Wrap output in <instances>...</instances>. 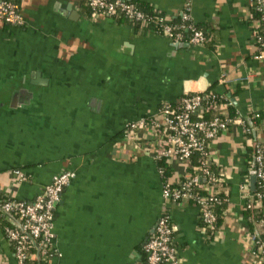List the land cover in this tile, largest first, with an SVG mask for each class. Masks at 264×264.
<instances>
[{
  "label": "crops",
  "instance_id": "0c3cea01",
  "mask_svg": "<svg viewBox=\"0 0 264 264\" xmlns=\"http://www.w3.org/2000/svg\"><path fill=\"white\" fill-rule=\"evenodd\" d=\"M140 1L175 17L186 0ZM250 3L190 0V16L215 27L214 50L92 17L82 0H20L23 24L0 20V189L31 199L53 173L74 172L55 208L57 264H134L163 210L182 264H254L242 214L241 186L251 188L242 126L212 141L223 173L217 187L228 195L212 239L193 202L163 198L149 132L126 126L163 101L212 87L264 143V56L249 27ZM171 165L172 177L184 172V164ZM13 169L26 178L18 180ZM0 264H17L1 231Z\"/></svg>",
  "mask_w": 264,
  "mask_h": 264
},
{
  "label": "built area",
  "instance_id": "2783aa9c",
  "mask_svg": "<svg viewBox=\"0 0 264 264\" xmlns=\"http://www.w3.org/2000/svg\"><path fill=\"white\" fill-rule=\"evenodd\" d=\"M252 2H256V8L263 12L261 28L251 31L257 48L262 49L260 53L264 56V0H251ZM88 4L92 17L111 16L115 11H121L130 18L144 17L143 12L128 0H88ZM184 5L189 9L190 0H186ZM186 13L184 12L185 16ZM0 20L8 25L23 24L20 0H0ZM163 27L165 36L175 43L183 42L179 40V33L172 37L171 24L166 23ZM203 39L202 31L195 30L189 41L184 42L201 45ZM226 79L224 73L218 77L219 82H225ZM227 98H223V93L209 87L189 91L182 94L178 101L161 102L153 115L141 117L126 125L128 128H145L149 132L155 158L165 156L171 162L177 161L185 165L183 173L162 182V196L175 202L192 198L206 226L214 224V206L225 199L219 195L221 191L217 187L223 180L222 170L218 168V171H213L210 167L211 163L217 165L212 152V141L231 125L240 124L244 137L253 144V156L247 166V175H255V186L259 187V191L254 199V189H251L248 183L243 184L241 187L245 196L244 202L246 206H264L261 200L264 196V143L254 141L255 137L252 138L254 126L247 124L238 113L229 114L230 100ZM203 107L213 109V114L204 116ZM125 136L132 138L128 132ZM194 152H199L200 163L194 164L192 169L187 171L186 165ZM11 172L18 180L27 176L22 169H13ZM73 176L74 172L69 169L57 171L42 185L33 199L26 200L10 195L0 203V210L6 214L8 221L7 224L1 225L0 229L9 245H13L11 250L17 264H32V259L37 257L38 252L47 251H52L50 264H57L55 256L58 251L53 244L55 208ZM197 189L203 192H198ZM260 223L261 221L256 223V229L260 228ZM200 227L205 233V226ZM174 228L169 212L163 210L150 232V237L143 243V248L147 251L145 260L142 261L139 257L134 264H182L174 243ZM246 237L249 244L248 254L253 263L264 264V242L259 241L256 233L250 232L248 227Z\"/></svg>",
  "mask_w": 264,
  "mask_h": 264
},
{
  "label": "trees",
  "instance_id": "16d2710c",
  "mask_svg": "<svg viewBox=\"0 0 264 264\" xmlns=\"http://www.w3.org/2000/svg\"><path fill=\"white\" fill-rule=\"evenodd\" d=\"M131 3H133L137 8H139L143 14L144 17L142 18H130L126 16L123 12L121 11H115L111 16L115 19H121L125 20L128 23H130L137 31L141 30L144 33L152 32L155 34H162L164 35V25L166 23H169L172 25V32L173 36L175 37L176 34H180V41H189L190 36L193 34L195 30H201L203 33V42L201 45L207 46L208 48L215 49L216 48V37H215V27L212 26L208 21H196L194 18H192L189 14V9H187V6L184 5L182 9L176 14L175 17H170L166 16L162 13H160L156 7L153 5H150V3H143L140 0H128ZM83 5L86 7V11L88 14H90V6L88 4V0H82ZM250 15H249V27L251 30L253 29H259L261 28L262 24L261 23V16L263 12L256 8V2L250 3ZM184 12L186 13V16L184 15ZM146 19V20H144ZM262 32L260 31L259 34ZM190 44V43H189ZM258 53L262 51L261 48L257 49ZM212 88V87H209ZM227 97L225 93H223V98ZM229 99V97L227 98ZM230 100V99H229ZM178 101V100H176ZM228 111L230 115H235L237 113L235 104L230 100V104L228 105ZM214 110L212 109H206L203 107V113L204 116L208 117L211 114H213ZM254 136H252L253 138ZM254 139V138H253ZM259 141L260 143H263L260 139L255 137L254 141ZM253 156V144H249L247 147V166L250 164V161ZM200 154L199 152H194V154L191 157V160L189 163L186 165V170L190 171L192 169V166L194 164H199L200 163ZM156 164L158 169L160 170L161 177H162V182H165L169 180L172 176L173 172V167L171 165V161L167 159L165 156H158L155 158ZM210 167L213 171H218V166L215 165L214 163L210 164ZM246 173L248 171L246 170ZM198 192H203L201 189H197ZM259 191V187L256 185L252 193L254 194V199H256V195ZM219 195L222 197H225V199H222L220 203H217L214 206L215 214H216V220L212 226H206L203 221L201 220L200 216L198 215V224L200 226H205V233L207 235L208 239H212L216 233V231L219 229L222 223V217L224 214V209L226 207V202L228 195L226 192H219ZM9 195L5 194L2 189H0V203L6 198H8ZM26 199V198H24ZM33 199V198H31ZM31 199H26V200H31ZM253 199V200H254ZM189 201L193 202L192 198L188 199ZM262 203H264V196L261 198ZM248 201V199L246 200ZM242 214L245 216L247 220V227L250 232L256 233V238L259 239V241L264 242V213L262 211V206H246V202L243 203L242 206ZM261 221L260 223V228L256 229V223ZM7 224L8 221L6 220V214L0 210V226ZM1 228V227H0ZM1 231V229H0ZM152 231V230H151ZM150 231V232H151ZM150 232L148 233L146 240L150 237ZM175 232L176 229L174 228L173 235L175 237ZM143 242V243H144ZM143 243L141 244L139 248L140 252V259L142 261L145 260L147 251L143 248ZM175 243V239H174ZM176 244V243H175ZM13 246V245H12ZM12 246L10 245L11 249ZM34 250V249H33ZM52 255V251H47L46 253H37V257L32 259V264H50V256Z\"/></svg>",
  "mask_w": 264,
  "mask_h": 264
},
{
  "label": "water",
  "instance_id": "95a60500",
  "mask_svg": "<svg viewBox=\"0 0 264 264\" xmlns=\"http://www.w3.org/2000/svg\"><path fill=\"white\" fill-rule=\"evenodd\" d=\"M179 43H181V44H182V43L187 44V42H176L175 44H179ZM255 180H256L255 175L252 174L251 177H250L251 189H254V186H255ZM152 230H153V228H152Z\"/></svg>",
  "mask_w": 264,
  "mask_h": 264
}]
</instances>
